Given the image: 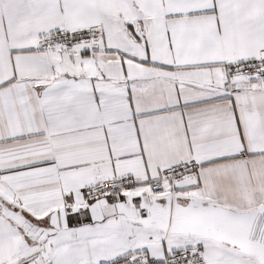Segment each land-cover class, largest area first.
<instances>
[{"label":"snow or ice","instance_id":"obj_1","mask_svg":"<svg viewBox=\"0 0 264 264\" xmlns=\"http://www.w3.org/2000/svg\"><path fill=\"white\" fill-rule=\"evenodd\" d=\"M0 264H264V0H0Z\"/></svg>","mask_w":264,"mask_h":264}]
</instances>
